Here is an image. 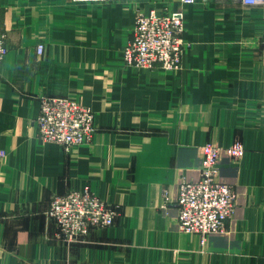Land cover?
Here are the masks:
<instances>
[{
	"label": "crops",
	"instance_id": "0c3cea01",
	"mask_svg": "<svg viewBox=\"0 0 264 264\" xmlns=\"http://www.w3.org/2000/svg\"><path fill=\"white\" fill-rule=\"evenodd\" d=\"M150 7L183 13L176 68L122 58ZM0 30V264H264V3L0 0ZM41 95L89 106L91 141L40 140ZM233 140L245 152L223 149L216 176L234 187V211L201 244L179 228L177 187L198 179L204 142ZM83 185L118 214L66 241L49 200Z\"/></svg>",
	"mask_w": 264,
	"mask_h": 264
},
{
	"label": "built area",
	"instance_id": "2783aa9c",
	"mask_svg": "<svg viewBox=\"0 0 264 264\" xmlns=\"http://www.w3.org/2000/svg\"><path fill=\"white\" fill-rule=\"evenodd\" d=\"M181 1L191 3L194 0ZM241 1L244 4L264 3V0ZM183 31L181 10L139 8L131 37L122 49V58L126 64L139 69L176 68L185 43ZM7 51L5 33L0 30V64ZM34 121L36 136L40 140L58 143L64 150L90 142L96 128L93 110L65 96L41 95ZM221 150L212 142L203 143L198 179H183L177 187L175 202L179 228L197 233L202 242L210 233L223 231L234 211L235 189L216 177ZM224 150L232 157H240L245 147L241 141L234 140ZM4 155V149H0V156ZM164 198L168 200L165 191ZM117 214L118 205L100 198L89 185L52 195L46 210V215L54 221L59 235L66 241L84 236L93 228L112 225Z\"/></svg>",
	"mask_w": 264,
	"mask_h": 264
},
{
	"label": "rangeland",
	"instance_id": "374dc122",
	"mask_svg": "<svg viewBox=\"0 0 264 264\" xmlns=\"http://www.w3.org/2000/svg\"><path fill=\"white\" fill-rule=\"evenodd\" d=\"M2 63V62H1ZM35 122V121H34ZM234 141V140H233ZM205 143V142H204ZM217 146H219V145H217ZM220 147V146H219ZM224 148H222V150H223ZM221 150V151H222ZM221 153V152H220ZM227 153V152H226ZM219 157H220V155H219ZM241 157V156H240ZM234 158H237V157H234ZM219 160V159H218ZM217 164H218V162H217ZM200 169H201V167H200ZM217 177V176H216ZM218 179V178H217ZM219 180V179H218ZM234 188V187H233ZM185 232V231H184ZM188 233H190V232H188ZM194 234H196L197 236H198V234L197 233H194ZM211 234V233H210ZM199 237V236H198ZM208 237V236H207ZM207 237H206V239H207ZM206 239L202 242L201 240H200V237H199V240H200V243L201 244H203L205 241H206Z\"/></svg>",
	"mask_w": 264,
	"mask_h": 264
}]
</instances>
